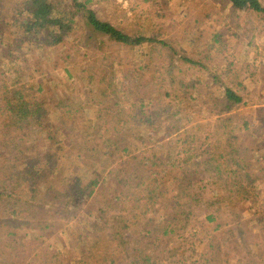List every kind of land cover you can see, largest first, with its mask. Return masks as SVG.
<instances>
[{
  "label": "rangeland",
  "instance_id": "1",
  "mask_svg": "<svg viewBox=\"0 0 264 264\" xmlns=\"http://www.w3.org/2000/svg\"><path fill=\"white\" fill-rule=\"evenodd\" d=\"M28 1L0 0V31H8L7 35L0 33V47L10 50L12 44L22 43L19 21L26 13ZM259 1L264 5V0ZM95 10L102 20H110L131 34L134 31L142 34L148 43L128 47L105 41L102 49H96L97 44L89 41L80 28H72L61 43H41L34 49H22L17 57L6 54L2 58L1 67L6 70L10 84L27 85L31 98L72 100L69 113L64 109L50 111L49 126L42 133H30L16 148L0 147V156L21 152L29 156L46 155L47 161L38 166L43 175L39 177L43 190L77 191L72 214L63 213L55 225L50 221L54 228L43 251L60 254L62 264H75L74 259L86 255V250L92 251L110 227L118 232L129 227L126 244L123 239V245L115 248L113 256L117 264L126 263L129 255L134 258L139 251L149 256L151 264H264V17L235 10L225 0H102ZM213 38H217V45ZM171 49L190 60L202 59L201 67L189 71L186 65L175 61L178 63L175 67L183 71L175 72V80H184L189 85L184 88V95L186 99L191 97L188 101L183 99L181 104L160 89L170 77L156 66L171 63L174 58ZM157 52V64H153L150 73L143 72L148 54L158 55ZM100 80H104V88L112 84L115 91L104 101L108 112L117 111L116 116L120 113L121 120L134 123L131 141L127 143L137 144L134 156L148 160L146 174L151 175L152 182L162 185V194L167 197L166 202L159 201L157 213L145 215L139 224L135 219L142 212L137 208L131 213L129 207L135 198L116 202L120 193L112 170L118 164V156H124L117 153L124 145L112 144L100 133L102 126L109 131L117 127L116 123L109 124L108 113L96 107V96L91 95ZM226 88L238 90L242 102L234 105L233 112L240 123L236 126L240 130L237 134L243 146L252 148L242 155H249L252 166L249 174L240 178L241 194L259 195L257 198L236 197L237 189L231 188L238 180L230 188L220 175L207 176L205 170L212 167L206 163V153L208 150L210 157L216 146L210 141L214 150L208 145L199 151L196 146L197 139L216 141L213 136L218 114L230 110L224 100ZM141 117L148 121L140 122ZM246 122L250 128L248 133L241 129ZM187 137L194 139L193 146L185 143ZM179 153L184 160L188 159L186 164L181 159L178 164L168 163ZM182 172L194 183L193 213L187 228L160 241L138 235L140 230H135L146 223L159 224L169 215L167 200L175 196ZM95 177L99 178L100 187L92 197H87L83 187ZM5 206L0 205V220L8 219L2 213ZM41 210L54 212L56 209L47 204ZM129 220H134L135 227L130 228L126 223ZM164 231L158 229L155 235L163 237ZM19 234L20 239L24 237ZM1 235L0 254L3 251L8 254L6 257L18 258L8 253L10 246L6 242L10 239L0 232ZM28 240L26 236L24 241ZM121 248L125 253L121 254ZM121 255L125 260L120 261ZM31 260L18 263L31 264Z\"/></svg>",
  "mask_w": 264,
  "mask_h": 264
},
{
  "label": "trees",
  "instance_id": "2",
  "mask_svg": "<svg viewBox=\"0 0 264 264\" xmlns=\"http://www.w3.org/2000/svg\"><path fill=\"white\" fill-rule=\"evenodd\" d=\"M226 3L232 4L233 9L242 10L246 14L252 13L264 17V5L261 4L259 0H225ZM102 0H29L24 8L25 14L20 17L19 25H21L22 30V43L18 46L17 44H12L10 50L0 47V147L7 149L10 146L14 148L21 144L25 137L30 133H42L49 126L50 121V111L57 112L59 110H66L67 113L70 112L72 100L70 99H50L46 97L45 99H33L28 94L27 85H12L8 81L6 70L2 68V58L10 55L11 58L17 57L22 49H34L36 46L43 43L44 45L52 44L53 42H63L64 38L71 34L72 28H80L86 38L89 41H93L97 44L96 49H102V45L105 41L109 42L113 46H134L143 44V42L148 43L146 38L142 37V34L135 33L131 34L124 28H120L116 24L112 23L110 20H102L99 14L96 12L95 7L101 5ZM1 15V12H0ZM18 23V21L15 23ZM7 30H1L0 33L7 35ZM45 35V37L43 36ZM44 38V39H43ZM214 39V44L217 45V38ZM165 46V44H162ZM94 48V49H95ZM171 55L174 57L171 63L165 66H156L159 69L165 71V75L170 78L164 80L161 85V90L168 93L170 97L175 98L176 103L181 104L185 101L191 99H186L184 95V88L189 87L184 80L177 82L176 73L180 74V67L176 66L175 61L181 62L182 65L187 66V71L191 68H197L202 66L201 58L189 59L186 57H181L180 54L174 50H170ZM2 54V55H1ZM158 54V52H157ZM69 56V55H68ZM152 56V60H151ZM148 54V62L142 68L143 72L150 73L153 68V64H157L159 60V54ZM151 60V61H150ZM177 69L178 71H176ZM5 71V72H4ZM141 72V73H143ZM158 74H163L158 72ZM180 79V78H179ZM104 80H100L99 86L96 88L95 93L91 95L96 96L95 102L97 108H101L103 111L108 113L109 124L116 123L117 127L109 131L108 127H103L100 133L105 135L108 142L112 144L123 143L122 150L118 149L117 153L123 154L124 156H118V164L113 168V176L115 186L117 185V190L120 193L118 201H129L131 198H135L134 204L130 205V212L133 213L137 208L142 212L141 217L136 218L140 223L145 215L151 214L153 211L156 212L157 205L160 200L166 202V195L162 194L161 184L158 182H152L151 175L146 174L147 170L146 159H137L134 155V149L137 148L136 143H127L130 140V135L134 131V123L132 121L127 122L121 120L120 116H116L117 111L108 112L106 103L104 101L109 100V96L115 91L112 89V84L104 88ZM224 87V86H223ZM238 90H233L231 88H226L225 92V102L229 112H220L218 114V123L216 135L213 138H204L203 140L197 139L196 145L198 150H205V147L209 145L210 150L213 149L212 142L216 146L213 153H219V155L213 156L210 153V157L206 153V163L211 164L212 169H206L205 173L207 176L212 174L220 175L221 178L225 179V185L230 186L232 182L238 180L231 189H237L238 198L242 199H253L260 197L259 195L254 196H243L241 194V189L243 188L240 182V178L249 174L251 170L250 157L242 156L243 153H248L252 151L251 146L246 148L242 145L239 135L240 131L236 126L240 125L237 117L233 114L236 109V104L242 102L240 95L237 93ZM184 99V100H183ZM183 100V101H182ZM75 103V102H74ZM76 104V103H75ZM120 109V108H118ZM122 110V109H120ZM124 114V113H123ZM140 122H146L148 119L143 117L139 118ZM107 124V123H105ZM118 127L121 128V132ZM105 128V129H104ZM241 129H245L247 133L249 132V127L247 122L241 126ZM41 130V132H39ZM129 139V140H128ZM246 139V138H245ZM128 140V141H127ZM235 141L236 143H232ZM185 143L192 145L194 139L187 137ZM252 144V142H249ZM20 146V145H19ZM193 146V145H192ZM192 146L186 151L188 154ZM224 149V151L222 150ZM242 156V157H241ZM212 157V158H211ZM244 157V158H243ZM48 157L46 155H24L23 152L20 154H12L6 156H0V205L3 203L6 205L2 213L7 214L8 219L0 220V232L3 233V237L10 239L7 240V247L10 246L8 253L10 255L16 256L18 258H12L11 256L6 257L8 254L1 251L0 254V264H19V261L27 262L28 258H32L31 264H62L60 254H48L43 251V245L46 239H50L52 234L53 224L63 217V213L70 214L72 209L77 204L76 202V190H71L70 192H55L53 189L48 188L43 190L40 186L42 177V171L38 168L39 164L47 161ZM167 159V158H166ZM183 160L186 164L188 159L185 160L181 157V153L174 157H171L168 163H177ZM161 161V162H166ZM177 161V162H176ZM176 167H179L177 166ZM166 165V163H161ZM136 167V169H135ZM208 167V168H209ZM185 172H182L177 180V187L174 190L175 196L169 201L170 212L163 221L154 226H150L146 223V226L139 228L138 235H145L152 237L151 240H161L166 237H170L180 233L181 230L186 229L193 211L191 210L194 203V195L192 194L193 180H190ZM42 175V176H41ZM38 178V179H37ZM99 178H91L84 186V193H87V197H92L95 191L100 187ZM38 181V183H37ZM81 184V181H78ZM39 185V186H38ZM91 189V190H90ZM251 192H249L250 194ZM51 204L55 207L54 212H46L41 210L43 206ZM120 206L119 204H115ZM142 207V209L140 208ZM49 208V207H47ZM50 209V208H49ZM45 215H42V214ZM72 214V213H71ZM134 221V220H133ZM133 221H127L130 228L135 227ZM147 221V220H143ZM164 228L166 230L164 231ZM129 227H124L123 232L120 230L115 231L113 227L106 230L105 234L101 235L96 243L93 245V250H86L84 256L81 258L77 257L75 264H117L115 262L114 253L115 248L123 245V239H125V244L127 242L126 233ZM158 229L163 230V237L156 236ZM24 231V233L22 232ZM24 234L23 238H19ZM28 236L29 240L25 242V238ZM2 237V235L0 236ZM25 243H24V242ZM22 242V243H21ZM24 243V244H23ZM23 244V245H22ZM103 244H105L104 247ZM102 247V248H101ZM18 248V249H17ZM99 248L102 250L99 251ZM17 249V250H16ZM21 252L19 257L18 252ZM101 251L102 254H101ZM131 252L133 251L130 250ZM125 253V250L121 248V254ZM120 261L125 260V258L119 256ZM101 261V262H100ZM148 255L144 253L136 252L135 257L131 258L129 255V260L126 263L122 261L120 264H151Z\"/></svg>",
  "mask_w": 264,
  "mask_h": 264
}]
</instances>
